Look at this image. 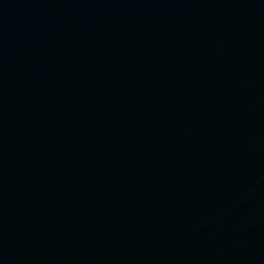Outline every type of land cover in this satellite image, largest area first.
Wrapping results in <instances>:
<instances>
[{
	"label": "water",
	"instance_id": "water-1",
	"mask_svg": "<svg viewBox=\"0 0 264 264\" xmlns=\"http://www.w3.org/2000/svg\"><path fill=\"white\" fill-rule=\"evenodd\" d=\"M41 264H264V0H171Z\"/></svg>",
	"mask_w": 264,
	"mask_h": 264
}]
</instances>
